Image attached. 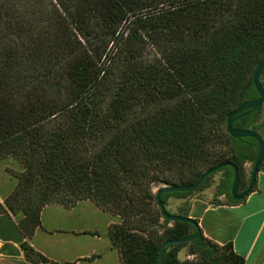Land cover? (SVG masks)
Returning <instances> with one entry per match:
<instances>
[{
	"label": "trees",
	"instance_id": "obj_1",
	"mask_svg": "<svg viewBox=\"0 0 264 264\" xmlns=\"http://www.w3.org/2000/svg\"><path fill=\"white\" fill-rule=\"evenodd\" d=\"M263 57L264 0H0V163L20 167L0 214L16 217L24 258L58 264L29 243L48 205L89 200L117 217L107 237L120 264H157L164 241L193 235L162 219L154 189L193 184L223 162L247 187L255 142L232 138L225 123L257 98ZM263 109L233 127L259 134ZM219 171L216 196L236 204L231 168ZM193 192L160 199L170 213V197ZM183 247L192 258L179 261ZM162 264L245 262L231 242L201 233L167 246Z\"/></svg>",
	"mask_w": 264,
	"mask_h": 264
},
{
	"label": "rangeland",
	"instance_id": "obj_2",
	"mask_svg": "<svg viewBox=\"0 0 264 264\" xmlns=\"http://www.w3.org/2000/svg\"><path fill=\"white\" fill-rule=\"evenodd\" d=\"M262 81L264 82V75ZM0 168L10 176H12L10 172L20 170V167L12 159L1 162ZM249 170L250 164L246 163L244 166V181ZM222 176V171L215 172L209 178L207 187L193 192L191 197L200 196L201 192L211 186H215L216 191ZM3 181L4 179L1 182ZM12 182L15 186V179ZM238 189L242 190L240 184ZM154 190L156 192V189ZM208 193L211 194L212 192L208 191L205 194ZM209 198L213 200V198ZM213 201L216 202V200ZM167 202V209L172 214H177L180 208L183 210L186 207V202L175 197H170ZM72 208L50 205L42 210L40 215L41 226L31 237L34 248L47 259L58 264H74L78 258L80 259L76 264H118L115 252L110 248L107 231L109 225L114 220H117L115 223H119V219L89 202L76 204ZM17 230V224L15 227L7 219L0 221V237H15ZM93 256L95 257L91 259ZM191 258L192 256L188 255L187 247H183L177 252L179 261ZM13 260H16L15 257ZM0 264L16 263H13L11 259H0Z\"/></svg>",
	"mask_w": 264,
	"mask_h": 264
},
{
	"label": "crops",
	"instance_id": "obj_3",
	"mask_svg": "<svg viewBox=\"0 0 264 264\" xmlns=\"http://www.w3.org/2000/svg\"><path fill=\"white\" fill-rule=\"evenodd\" d=\"M263 118L264 109L261 113V120ZM259 135L264 141V127L260 130ZM0 170L2 171L0 173V178H2V180L4 179L3 182L0 180V206L3 207V199L8 195L9 191L13 189L14 182H12V180L14 181V179L1 168ZM208 191L212 193L205 194ZM209 197L216 200V202ZM181 200L186 202L188 208L187 216L198 222L204 237L217 244L231 242L233 250L244 258L245 264H264V170H259L252 192L236 204L227 202L228 200L225 194L216 196L215 186H211L204 190L201 192L200 196H190ZM86 202L92 203L89 200L80 203ZM217 202H219L220 205H217ZM3 219H7L16 227V217L10 214H0V221ZM116 221L117 220H114L112 224ZM17 231L15 237H0V247L4 243H12L19 249L20 255L15 257L16 260H13L14 257L1 255L0 259H11L13 263L16 264H30L24 258L19 248L22 237L20 231ZM29 243L34 250L38 251L32 245L31 239ZM111 250L113 249L111 248ZM113 251L115 252L118 264H120L117 252L115 250ZM94 257L95 256L91 259ZM78 259L74 264L78 263Z\"/></svg>",
	"mask_w": 264,
	"mask_h": 264
},
{
	"label": "water",
	"instance_id": "obj_4",
	"mask_svg": "<svg viewBox=\"0 0 264 264\" xmlns=\"http://www.w3.org/2000/svg\"><path fill=\"white\" fill-rule=\"evenodd\" d=\"M264 70V57L260 60L252 74V85L257 93V98L252 100H247L242 102L236 109L231 111L226 117L225 130L229 136L234 139L240 138H251L255 142V158L250 168L249 181L247 187L243 191H239L240 175L238 168L231 162H223L217 165L211 166L206 169L199 178L193 184L188 185H170L159 187L155 192V203L159 209L162 219L169 222H181L188 223L195 228V233L191 236L180 238V239H170L164 241L158 250L157 264L163 263V257L165 248L171 245L187 244L193 240H196L202 233L198 222L190 217H184L178 214L168 213L161 202L160 196L166 193H177V192H193L202 184L204 179L219 170L229 167L232 170V180L229 189V195L231 200L239 202L246 198L253 190L254 184L256 182L257 174L260 170L261 164L264 161V141L262 137L250 129H236L233 127V123L243 118L264 105V88L260 83L261 74ZM0 255L6 257H18L20 255L19 249L12 243H4L0 247Z\"/></svg>",
	"mask_w": 264,
	"mask_h": 264
},
{
	"label": "flooded vegetation",
	"instance_id": "obj_5",
	"mask_svg": "<svg viewBox=\"0 0 264 264\" xmlns=\"http://www.w3.org/2000/svg\"><path fill=\"white\" fill-rule=\"evenodd\" d=\"M243 190H244V189H242V190H239V191L241 192V191H243Z\"/></svg>",
	"mask_w": 264,
	"mask_h": 264
}]
</instances>
